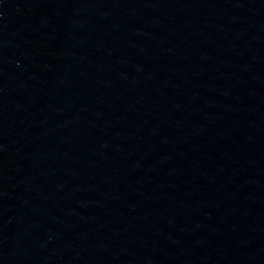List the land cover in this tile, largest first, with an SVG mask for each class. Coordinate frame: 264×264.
<instances>
[{"label": "water", "instance_id": "1", "mask_svg": "<svg viewBox=\"0 0 264 264\" xmlns=\"http://www.w3.org/2000/svg\"><path fill=\"white\" fill-rule=\"evenodd\" d=\"M0 264H264V0H0Z\"/></svg>", "mask_w": 264, "mask_h": 264}]
</instances>
